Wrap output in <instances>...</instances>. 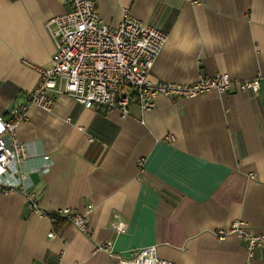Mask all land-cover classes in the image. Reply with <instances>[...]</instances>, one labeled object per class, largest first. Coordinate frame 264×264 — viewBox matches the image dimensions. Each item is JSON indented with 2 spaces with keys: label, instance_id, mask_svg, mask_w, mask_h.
<instances>
[{
  "label": "crops",
  "instance_id": "obj_1",
  "mask_svg": "<svg viewBox=\"0 0 264 264\" xmlns=\"http://www.w3.org/2000/svg\"><path fill=\"white\" fill-rule=\"evenodd\" d=\"M70 7L67 0H0L5 116L34 87L36 67L50 66L55 44L46 22ZM96 8L106 24L117 25L127 11L166 32L154 80L264 76V0H96ZM16 135L30 144L31 167L49 156L25 183L41 211L91 207L83 233L64 217L42 218L20 193L0 194V264H115L95 250L109 240L124 256L156 245L159 257L177 264H264L261 249L248 257L244 241L228 234L237 219L264 232V83L256 93L158 95L143 113L132 102L125 117L61 94L50 110L30 106ZM119 223L123 231L113 228Z\"/></svg>",
  "mask_w": 264,
  "mask_h": 264
},
{
  "label": "built area",
  "instance_id": "obj_2",
  "mask_svg": "<svg viewBox=\"0 0 264 264\" xmlns=\"http://www.w3.org/2000/svg\"><path fill=\"white\" fill-rule=\"evenodd\" d=\"M70 9L50 17L46 26L55 44V51L48 68L36 67L38 79L25 95V101L12 108L9 117L0 110V194L20 193L29 209L42 218L53 220L61 216L80 232H87L84 212L63 207L56 214L40 210L38 197L26 186L29 175L48 167L49 156L42 155L39 167L29 165L32 157L30 144L20 141L17 126L27 119L30 106L50 110L55 96L68 95L84 108L98 112L117 111L121 117L129 114V106L135 102L141 113L154 107L158 95L176 100L194 99L211 90L223 94L230 88L236 91L256 93L264 83V76L252 79H234L228 73L217 72L202 77L194 83H178L153 79V63L167 40L166 32L131 17L124 11L117 25L106 24L100 17L96 0H67ZM168 140L172 139L167 135ZM144 173L143 159L138 162V175ZM122 223L113 225L123 231ZM228 234L244 241L248 257L255 249L264 252V232L254 233L245 221L232 222ZM226 234L218 231V237ZM49 237H55L50 231ZM112 242L95 246L111 257L115 264H177L159 257L156 245L134 249L128 256L116 253ZM76 264V263H75Z\"/></svg>",
  "mask_w": 264,
  "mask_h": 264
},
{
  "label": "water",
  "instance_id": "obj_3",
  "mask_svg": "<svg viewBox=\"0 0 264 264\" xmlns=\"http://www.w3.org/2000/svg\"><path fill=\"white\" fill-rule=\"evenodd\" d=\"M12 108H13V105H11L10 108L8 109V113H9V115H10V113H11Z\"/></svg>",
  "mask_w": 264,
  "mask_h": 264
}]
</instances>
